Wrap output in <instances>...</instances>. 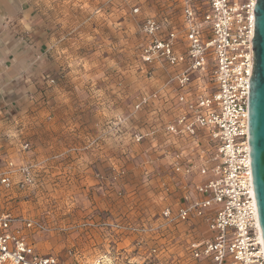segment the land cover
I'll return each mask as SVG.
<instances>
[{
	"label": "rangeland",
	"instance_id": "rangeland-1",
	"mask_svg": "<svg viewBox=\"0 0 264 264\" xmlns=\"http://www.w3.org/2000/svg\"><path fill=\"white\" fill-rule=\"evenodd\" d=\"M25 7L30 67L23 78L0 82V172L12 162L28 168L30 181L20 188L14 172L12 188L0 190V211L17 219L36 254L62 264H210L186 250L188 239L208 238L205 222L161 219L165 206L182 202L163 138L156 131L130 140L173 118L160 102L150 110L133 106L148 77L168 74L141 61L143 20H171L181 36L177 4L25 0ZM24 220L43 228L28 231ZM155 247L165 251L154 256Z\"/></svg>",
	"mask_w": 264,
	"mask_h": 264
},
{
	"label": "built area",
	"instance_id": "built-area-1",
	"mask_svg": "<svg viewBox=\"0 0 264 264\" xmlns=\"http://www.w3.org/2000/svg\"><path fill=\"white\" fill-rule=\"evenodd\" d=\"M180 12L181 36L166 18L146 16L140 58L147 66H164L172 74L166 87L176 93L173 118L130 135L133 143L163 138L162 153L170 158L179 180L182 202L165 206L161 219L180 226L191 219L206 224L207 239H188L193 261L210 264H264V246L255 204L249 157L248 92L253 53V7L256 0H173ZM138 8L133 9L137 13ZM160 90L141 96L134 111L160 102ZM160 106V105H159ZM153 108V107H151ZM158 112L156 108L154 111ZM28 145L25 144L24 148ZM30 181L27 167L8 162L0 172V190ZM198 177V182H190ZM168 191V189H166ZM17 219L0 211V264H62L56 256L36 254ZM24 229L43 226L24 220ZM164 249H151L154 256Z\"/></svg>",
	"mask_w": 264,
	"mask_h": 264
},
{
	"label": "water",
	"instance_id": "water-1",
	"mask_svg": "<svg viewBox=\"0 0 264 264\" xmlns=\"http://www.w3.org/2000/svg\"><path fill=\"white\" fill-rule=\"evenodd\" d=\"M253 62L248 92V136L252 188L264 246V0L253 7Z\"/></svg>",
	"mask_w": 264,
	"mask_h": 264
},
{
	"label": "crops",
	"instance_id": "crops-1",
	"mask_svg": "<svg viewBox=\"0 0 264 264\" xmlns=\"http://www.w3.org/2000/svg\"><path fill=\"white\" fill-rule=\"evenodd\" d=\"M29 15L25 0H0V82L3 84L23 78L30 67L31 49L24 44V38L28 36L24 35L22 28L27 24ZM32 51L35 52L34 45ZM170 70L168 69V74L164 77H154V74L148 77L146 80H148L149 88L141 95L148 96L160 90L161 107L165 111L170 108L169 113L178 102L176 93L169 86L166 87L167 79L173 73ZM170 100L173 103H170Z\"/></svg>",
	"mask_w": 264,
	"mask_h": 264
},
{
	"label": "bare ground",
	"instance_id": "bare-ground-1",
	"mask_svg": "<svg viewBox=\"0 0 264 264\" xmlns=\"http://www.w3.org/2000/svg\"><path fill=\"white\" fill-rule=\"evenodd\" d=\"M260 238H261V243H262V245H263V240H262V236H261V233H260Z\"/></svg>",
	"mask_w": 264,
	"mask_h": 264
}]
</instances>
